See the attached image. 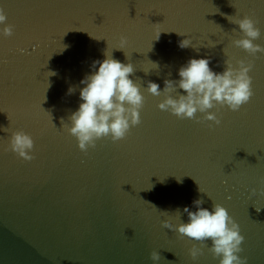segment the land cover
<instances>
[{"label":"water","instance_id":"obj_1","mask_svg":"<svg viewBox=\"0 0 264 264\" xmlns=\"http://www.w3.org/2000/svg\"><path fill=\"white\" fill-rule=\"evenodd\" d=\"M0 6L15 26L12 36L0 33V264H219L208 250L211 239L201 245L162 226L168 218L188 222L183 208L195 211L196 199L210 211L213 202L226 207L245 237L239 255L264 264V195L250 192L264 188V54L253 57L232 44L242 33L227 19L251 16L261 31L254 43L264 46V0H0ZM121 35L123 50L116 49ZM186 38L196 47L181 48ZM105 51L132 63L130 79L145 97L141 123L123 140L102 138L84 153L61 120L70 126L80 81ZM202 57L217 73L227 60L253 64L250 100L235 112L210 109L220 125L160 110L163 95L146 91L149 81L163 91L190 58ZM16 130L33 138L34 159L7 150ZM193 244L203 247L195 260ZM153 250L159 261L150 259Z\"/></svg>","mask_w":264,"mask_h":264},{"label":"clouds","instance_id":"obj_2","mask_svg":"<svg viewBox=\"0 0 264 264\" xmlns=\"http://www.w3.org/2000/svg\"><path fill=\"white\" fill-rule=\"evenodd\" d=\"M227 19L238 25L242 33L239 38L232 40V44L242 48L253 57H256L258 53L264 54V46L254 43L260 38L261 31L251 16L244 15L235 18L227 16ZM6 21L7 15L4 8L0 6V25H3L0 33L9 37L13 35L15 26ZM156 39H159V35ZM119 41L120 47L116 49L123 50L127 37L121 35ZM190 45L196 47L192 45L190 38L179 42L181 48ZM20 51L23 52L24 49ZM104 56L103 60L93 61L91 67L94 70L80 81L84 85L79 90L81 103L68 117L71 122L70 126L63 119L61 120L63 128L76 138L78 148L84 153H87L90 147L94 148L96 141L102 138H110L112 142L123 140L132 127L141 123L140 112L145 97L140 90L141 85L130 79V75L134 73L132 63H122L114 59L112 53L111 55L106 54V51ZM209 63L210 58L208 57L190 58L185 65L179 68L180 79L178 81L166 79L163 91L157 83L149 81L146 91L157 97L163 95V99L157 105L160 110L168 111L180 119H193L198 122L203 119L220 125L221 118L210 109L216 108L219 111L220 107L226 106L235 112L250 100L254 94L252 77L249 75L253 64L245 59H238L237 66H233L232 62L227 60L225 70L217 73L209 67ZM154 64L158 67L156 63ZM51 75L55 73L47 72V77ZM177 89L184 90L186 94H181ZM74 91V87L68 90L69 94ZM197 112L203 113V117H198ZM209 127L212 125L210 124ZM3 130L9 132L8 128ZM33 148L34 140L30 134L23 130L11 132L7 150L30 161L34 159ZM250 192L252 195L258 192L264 195V188H252ZM203 203V199L194 200L195 211L190 210L188 206L183 208V212L187 213L188 222L185 223L180 219L181 211L177 208L175 214L180 222L173 224L171 218H168L161 221L162 226L181 236L198 241L201 245L211 239L212 243L208 250L213 257H219V264H247L248 258L239 255L243 251L242 244L245 240L239 224L221 203L213 202L211 211L202 207ZM153 207L155 208L154 205ZM161 213L164 216L169 215L167 211ZM202 254L203 247L193 244V247L189 249V255L193 260ZM160 258L157 251L153 250L150 253V259L154 262L159 261Z\"/></svg>","mask_w":264,"mask_h":264}]
</instances>
